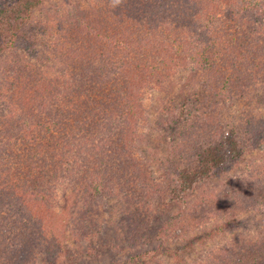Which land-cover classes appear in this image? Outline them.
<instances>
[{
  "label": "trees",
  "instance_id": "1",
  "mask_svg": "<svg viewBox=\"0 0 264 264\" xmlns=\"http://www.w3.org/2000/svg\"><path fill=\"white\" fill-rule=\"evenodd\" d=\"M46 1L0 0V60L15 47L37 54L46 30L35 14ZM100 1L95 10L76 7L61 39L48 45L65 68L62 76L48 78L20 58L3 71L0 93L9 111L0 120V264H69L64 237L43 232L61 185L77 191L86 214L115 189L138 211L149 209L151 190L131 160V120L145 87L161 83L167 65L202 67L209 84L226 85L225 102L264 84V0ZM198 107L193 103L191 111ZM189 111L183 103L176 116L168 109L161 115L164 138L175 150ZM239 132L228 121L213 129L205 122L192 136L195 143L180 150L179 163L170 164L182 215L213 217L220 209L231 216L264 205V164L246 166L238 183L199 190L201 182L240 166L262 140L257 129L253 139ZM234 224L229 220L198 241ZM151 255L145 250L134 259ZM203 264H264V233L226 244Z\"/></svg>",
  "mask_w": 264,
  "mask_h": 264
},
{
  "label": "rangeland",
  "instance_id": "2",
  "mask_svg": "<svg viewBox=\"0 0 264 264\" xmlns=\"http://www.w3.org/2000/svg\"><path fill=\"white\" fill-rule=\"evenodd\" d=\"M100 2L47 0L35 14V24L46 30L45 34L39 33L46 40L44 45L38 44L36 55H30L20 47L3 54L0 60V80L6 77L3 71L12 68V61L17 58L23 60V66L42 72L48 78L62 76L65 68L57 56L53 57V51L48 45L61 39V28L66 25L65 18L76 7H94L95 10ZM173 13L177 14V11ZM169 65L164 70L166 77L161 83L145 87L142 105L137 108L131 120V160L142 175V180L146 178V190H151L149 209L144 206L139 212L132 207L134 203H130L124 192L115 189L110 192L103 206L86 214L87 206L77 191L64 185L59 186L53 214L43 232L50 239L53 236L64 237L70 250L67 258L69 264H203L205 259H209L226 244L263 235L264 205L248 207L231 216L224 215L220 209L213 217H210V213L209 216L199 217L182 215V206L171 193L178 182L168 174L172 167L170 164L179 163L182 154L180 150L184 151L187 146L195 143L196 137L192 136L205 122L213 129L223 127L225 121H228L230 126H239V131L247 137L254 138L256 129L263 136L258 147L246 154L240 166L201 182L199 190L217 189L225 183L233 185L247 175L246 166L263 165L264 84L261 86L258 82L250 88L247 96L225 102L221 97L226 85L209 84L202 67L198 68L195 63L190 68L178 67L175 63ZM215 89L220 93L215 92ZM257 97L261 99L257 101ZM7 103L0 93V120L9 111ZM183 103L189 105L190 111L182 126L178 127L182 133L175 142L181 149L177 147L175 150L172 143L164 138L167 129L163 126L161 115L168 109L173 117L176 116ZM193 103L199 105L196 113L191 111ZM144 210L149 213H144ZM143 213L147 214L146 218L140 216ZM229 220L236 224L232 228L225 227L224 234L215 235L206 243L198 241L200 236L211 230L226 226ZM145 250L151 251L150 259H134ZM36 264L46 263L39 259Z\"/></svg>",
  "mask_w": 264,
  "mask_h": 264
}]
</instances>
